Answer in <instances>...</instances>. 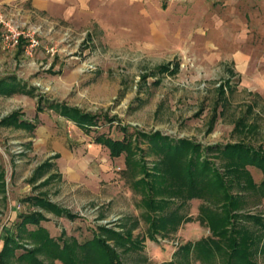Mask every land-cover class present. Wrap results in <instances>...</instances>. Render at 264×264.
Segmentation results:
<instances>
[{"label": "rangeland", "instance_id": "rangeland-1", "mask_svg": "<svg viewBox=\"0 0 264 264\" xmlns=\"http://www.w3.org/2000/svg\"><path fill=\"white\" fill-rule=\"evenodd\" d=\"M15 32L37 45L29 56L21 34L9 47L0 43V78L14 75L31 94L0 95V119L17 110L34 129L0 126V249L6 235L20 246L1 264H38L24 256L38 245L29 235L34 227L15 228L18 214L33 211L43 215L39 225L58 248L68 249L59 258L43 246L34 254L41 264H87L77 245L100 227L130 230L128 245L136 247L106 240L121 264L178 261L176 249L208 230L193 220L148 236L143 189L133 182L141 165L152 171L156 157L133 133L158 131L203 147L240 140L264 152V0H166L164 9L160 0H0V38ZM165 64L169 72H156ZM50 102L95 114L96 129L82 132ZM240 119L243 130L234 128ZM122 128L133 151L127 166L123 153L110 158L92 141L95 134L121 139ZM206 157L221 170L220 158ZM43 162L51 168L33 180ZM246 168L258 183L260 172ZM239 192L241 211L264 222V198ZM31 194L45 195L73 217L23 201ZM169 202L172 208L179 201ZM202 202L191 199L180 212L194 218ZM262 245L256 264H264ZM189 264L202 263L190 258Z\"/></svg>", "mask_w": 264, "mask_h": 264}, {"label": "trees", "instance_id": "trees-1", "mask_svg": "<svg viewBox=\"0 0 264 264\" xmlns=\"http://www.w3.org/2000/svg\"><path fill=\"white\" fill-rule=\"evenodd\" d=\"M165 6L166 0H160V8L164 9ZM173 64L175 67L176 63ZM172 71H175V68ZM156 72H169L168 66L161 65ZM23 92L31 94V91H24V86L14 75L0 78V95ZM42 102L43 98L37 96V111L40 110ZM48 107L72 122L82 132L90 133L97 127V116L76 106L63 102H50ZM0 126L34 129V125L22 119L17 110L0 119ZM245 127L242 119L234 124L235 129L243 130ZM210 128L211 125L208 129ZM121 131V139L95 134L92 141L104 146L110 158L118 157L123 153L124 164L127 166L133 151L125 128ZM133 135L144 141L156 157L152 171L146 172L141 165L139 170L142 176L133 182L134 186L143 189L144 204L148 209L146 215L148 236L152 237L157 231L175 232L180 224L193 220L208 230V235L181 244L173 253L174 257L178 256V261H169L167 264H189L190 258L202 264H216L218 259L220 264H256L253 256L257 247L262 245L260 236L264 232V222L258 215L241 211L245 200L239 191L264 198V152L240 140L203 147L191 139H172L158 131L136 132ZM207 154H215L221 159V170L213 166L206 157ZM51 166L48 162L41 163L34 172L33 180L47 173ZM246 167H253L260 172L261 180L258 183L252 180ZM232 187L236 188V192L230 191ZM172 199L179 202L169 208L168 204ZM191 199L203 201L198 205L194 218L180 212L181 207ZM23 201L57 216L64 215L70 219L73 217L69 212L50 202L43 194L27 195ZM17 218L16 230L19 231L26 225L34 227L29 235L38 240V245L33 250H27L24 255L32 262L41 264L34 254L41 252L45 245L51 246L53 248L51 251L54 252L53 254L57 253L59 258L68 254V249L63 246L58 248L56 239L49 237L46 230L39 225L40 220H44L42 214L36 211L26 212L18 214ZM248 223L254 228L247 226ZM129 231L122 235L100 227L99 234L77 245L78 252L84 256L87 264H121L106 240L112 239L127 249L136 247V245L131 246L132 243L128 245V242H131ZM17 248L20 246L13 236L6 235L0 249V264ZM261 248L264 251V243Z\"/></svg>", "mask_w": 264, "mask_h": 264}, {"label": "built area", "instance_id": "built-area-1", "mask_svg": "<svg viewBox=\"0 0 264 264\" xmlns=\"http://www.w3.org/2000/svg\"><path fill=\"white\" fill-rule=\"evenodd\" d=\"M20 34L27 38L26 43L23 45V52L25 55L30 56V53L33 51V49L37 45V40L33 38V36L29 35L28 33L23 34V32H15V33H12L11 36H7L4 34L0 38V43L4 47H7V46L9 47L16 43L18 36ZM49 50L52 51V48H50Z\"/></svg>", "mask_w": 264, "mask_h": 264}, {"label": "crops", "instance_id": "crops-1", "mask_svg": "<svg viewBox=\"0 0 264 264\" xmlns=\"http://www.w3.org/2000/svg\"><path fill=\"white\" fill-rule=\"evenodd\" d=\"M32 5H34L33 4V2H32ZM36 5H39V3L38 2H36ZM38 7V6H37ZM59 153V152H58ZM60 154V153H59ZM60 156H61V154H60ZM61 158V157H60ZM62 170H63V167L61 168ZM61 169H59V171L61 172ZM40 226H42L43 228H45L47 231H48V233H49V229L46 227V226H44V225H42V224H40Z\"/></svg>", "mask_w": 264, "mask_h": 264}]
</instances>
